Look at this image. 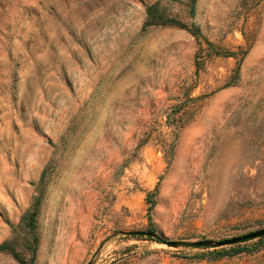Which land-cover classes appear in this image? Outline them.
Instances as JSON below:
<instances>
[{
	"label": "rangeland",
	"instance_id": "obj_1",
	"mask_svg": "<svg viewBox=\"0 0 264 264\" xmlns=\"http://www.w3.org/2000/svg\"><path fill=\"white\" fill-rule=\"evenodd\" d=\"M262 228L264 0H0V264H264L189 244Z\"/></svg>",
	"mask_w": 264,
	"mask_h": 264
},
{
	"label": "trees",
	"instance_id": "obj_2",
	"mask_svg": "<svg viewBox=\"0 0 264 264\" xmlns=\"http://www.w3.org/2000/svg\"><path fill=\"white\" fill-rule=\"evenodd\" d=\"M195 1V0H193ZM157 24H162V25H184V24H181V22H179L177 19L175 18H172V17H169L167 16L161 9H160V5L158 2H155L151 5H149L147 7V19L145 21V25L144 27L147 28L149 26H152V25H157ZM226 56H231L233 55L232 53L230 52H227L225 53ZM153 193H149L148 195V198L151 199V196H152ZM30 223L32 226H35V216L34 214H32L30 216ZM150 238H152L153 236L150 235L149 236ZM158 241H165L167 242L168 240L166 239H163L161 237H157L156 238ZM5 246H0V248H4Z\"/></svg>",
	"mask_w": 264,
	"mask_h": 264
},
{
	"label": "water",
	"instance_id": "obj_3",
	"mask_svg": "<svg viewBox=\"0 0 264 264\" xmlns=\"http://www.w3.org/2000/svg\"><path fill=\"white\" fill-rule=\"evenodd\" d=\"M132 234H140V233H146L144 231H132L130 232ZM148 234L152 235L153 237H160L158 234L156 233H152L149 232ZM264 236V228L241 235V236H237V237H233V238H228L225 240H220V241H212V240H200V241H194L189 243L191 246H196V247H209V246H224V245H232V244H236V243H240L246 240H250L253 238H257V237H262ZM167 243H169L172 246H177L178 242L176 241H167Z\"/></svg>",
	"mask_w": 264,
	"mask_h": 264
}]
</instances>
